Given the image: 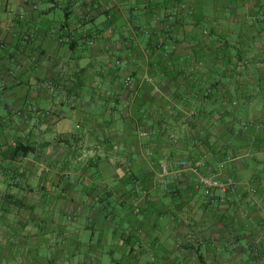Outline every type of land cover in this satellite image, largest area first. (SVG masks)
<instances>
[{"label": "crops", "instance_id": "obj_1", "mask_svg": "<svg viewBox=\"0 0 264 264\" xmlns=\"http://www.w3.org/2000/svg\"><path fill=\"white\" fill-rule=\"evenodd\" d=\"M262 3L0 0V264H264Z\"/></svg>", "mask_w": 264, "mask_h": 264}, {"label": "built area", "instance_id": "obj_2", "mask_svg": "<svg viewBox=\"0 0 264 264\" xmlns=\"http://www.w3.org/2000/svg\"><path fill=\"white\" fill-rule=\"evenodd\" d=\"M118 67L125 65L123 60L116 62ZM130 77L126 78V85H130ZM181 169H189L197 175V186L203 190L206 198L213 199L217 191L228 192L235 186V178L229 174L226 161H220L215 167H211L209 173L204 172L206 164L204 160H181L176 165Z\"/></svg>", "mask_w": 264, "mask_h": 264}, {"label": "rangeland", "instance_id": "obj_3", "mask_svg": "<svg viewBox=\"0 0 264 264\" xmlns=\"http://www.w3.org/2000/svg\"><path fill=\"white\" fill-rule=\"evenodd\" d=\"M262 4H264V3H262ZM259 11V9H257V10H254V12H253V14L254 15H258L257 16V19H259V18H261V19H264V6L260 9V11ZM230 14H231V11L229 12V13H225L224 14V10H222L221 11V13L219 14V16H217V15H214V14H212V15H210V17H212V18H210L211 20H213V21H210V24H208V25H206L205 27H207V30H205V34H209V31L211 30V29H213V28H215L216 26L218 27V29H221V30H223L226 34L227 33H231L232 32V30H233V25H232V21L230 20V18H231V16H230ZM215 17H217V19H215ZM236 17L237 18H239V19H241L242 17H240L239 15H236ZM227 19H229V20H227ZM218 21H220V22H218ZM263 23V24H261V28H262V30L259 32V33H261L262 34V44H263V47H264V20H260V21H258V23ZM256 23V22H255ZM213 24V25H212ZM215 25V26H214ZM239 28V25L238 24H236L235 25V30H237ZM217 29V30H218ZM258 30H259V28H258ZM222 37H225V38H227L226 36H222ZM228 38H230V37H228ZM263 51L262 53H261V51ZM260 50H258V51H255V50H253V51H251L252 52V54H254V57L253 58H251V59H255V60H264V48H262V49H260ZM258 52V53H257ZM250 53L249 52H247V53H245L244 55L246 56V55H249ZM257 54V55H256ZM224 56L226 57V58H228L227 56H226V54H224ZM231 57H229V59H230ZM209 166V165H208ZM44 171L46 172V173H48V172H50L51 171V167L49 166V165H46V164H44ZM253 264V263H252Z\"/></svg>", "mask_w": 264, "mask_h": 264}]
</instances>
